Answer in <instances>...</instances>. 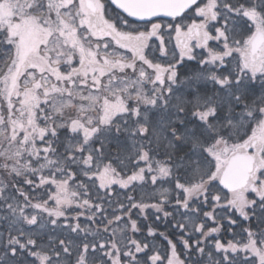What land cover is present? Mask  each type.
<instances>
[{
	"label": "snow or ice",
	"instance_id": "snow-or-ice-1",
	"mask_svg": "<svg viewBox=\"0 0 264 264\" xmlns=\"http://www.w3.org/2000/svg\"><path fill=\"white\" fill-rule=\"evenodd\" d=\"M0 264H264V0H0Z\"/></svg>",
	"mask_w": 264,
	"mask_h": 264
}]
</instances>
